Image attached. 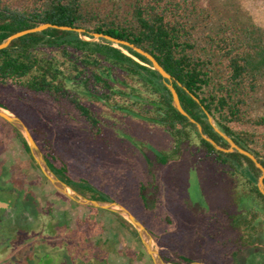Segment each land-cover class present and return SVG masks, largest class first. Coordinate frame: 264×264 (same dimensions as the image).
<instances>
[{
  "label": "trees",
  "instance_id": "1",
  "mask_svg": "<svg viewBox=\"0 0 264 264\" xmlns=\"http://www.w3.org/2000/svg\"><path fill=\"white\" fill-rule=\"evenodd\" d=\"M42 22L85 30L80 34L49 27L14 39L0 49V83L5 86L13 82L27 91L48 95L63 112L85 121L95 137L102 133L106 121V114L98 112L95 103L165 128L173 145L155 150L153 160L147 157L150 173L155 176L156 166L161 169L189 147L196 145L205 151L234 181L231 199L238 211L229 212L228 219L237 232L233 240L236 248L230 253L232 258L223 264H264L260 257L264 250L258 248L264 247V194L258 187L262 170L237 149H218L202 136L197 125L201 124L203 133L222 148L231 147L210 123L208 112L223 131L252 151L264 166V27L230 1L0 0V42ZM93 32L128 40L150 52L173 76L181 104L190 117L173 106L172 93L166 85L169 80L153 69L146 56L105 38L91 40ZM256 110L260 111L258 115L253 114ZM11 126L39 169L27 141ZM37 133L33 135L48 164L61 179L89 198L118 201L88 181L73 185L68 164L55 153L44 131ZM151 189L153 193L159 191L156 179L142 183L139 189L146 213L151 208ZM110 213L118 220L119 229L129 231L141 244L132 224ZM119 229L113 228L116 237L109 241H118ZM149 231L169 248L162 230L156 235ZM142 252L148 255L143 246ZM171 252L161 253L170 264L193 261L179 251ZM27 261L33 264L29 257ZM103 262L107 263V259Z\"/></svg>",
  "mask_w": 264,
  "mask_h": 264
},
{
  "label": "rangeland",
  "instance_id": "2",
  "mask_svg": "<svg viewBox=\"0 0 264 264\" xmlns=\"http://www.w3.org/2000/svg\"><path fill=\"white\" fill-rule=\"evenodd\" d=\"M209 1L203 0V3ZM211 1L234 2L255 24L264 27V0ZM0 103L17 114L36 136L37 130L44 131L55 153L68 164L73 185L85 180L105 195L113 196L155 235L162 230L171 251L210 264H223L232 258L230 253L236 248L233 240L237 232L230 227L228 214L238 211L231 199L234 181L207 157L205 151L198 150L196 145L189 147L182 156L161 169L156 166L155 176L150 173L147 157L153 160L155 150L169 149L174 142L166 129L157 124L113 112L95 103L94 108L106 114L103 131L95 137L85 121L63 112L53 98L27 91L13 82L5 86L0 83ZM259 112L256 110L253 114ZM2 152L11 158L20 153L29 156L18 133L0 117ZM154 179L159 191L149 190L151 208L146 213L139 189L142 183L149 184ZM43 181L49 190L56 192L52 184ZM63 199L69 207L68 222L72 229H78L64 236L65 248L70 253L68 264H153L150 256L143 254V244L129 231L119 229L113 214ZM115 227L121 231V236L113 243L109 239L116 237L112 231ZM262 235L264 240V230ZM156 240L161 253L172 254L160 238ZM32 247L35 246L28 240L21 247L10 249L0 257V264H26L25 255ZM258 248L264 250L262 246ZM260 254L264 258L263 253ZM12 257L15 259L10 260ZM104 258L107 263L103 262ZM42 260L36 264H56L51 254Z\"/></svg>",
  "mask_w": 264,
  "mask_h": 264
},
{
  "label": "flooded vegetation",
  "instance_id": "3",
  "mask_svg": "<svg viewBox=\"0 0 264 264\" xmlns=\"http://www.w3.org/2000/svg\"><path fill=\"white\" fill-rule=\"evenodd\" d=\"M36 169L29 156L20 153L11 158L0 153V257L30 240L35 247L25 255L26 264L28 257L36 264L47 254L56 264H68L70 253L64 236L78 229H72L68 222L69 207L63 197L57 189L55 192L45 186L44 175Z\"/></svg>",
  "mask_w": 264,
  "mask_h": 264
},
{
  "label": "water",
  "instance_id": "4",
  "mask_svg": "<svg viewBox=\"0 0 264 264\" xmlns=\"http://www.w3.org/2000/svg\"><path fill=\"white\" fill-rule=\"evenodd\" d=\"M49 27L65 29V30H76L80 34H82L85 30L84 28H75V27L67 26V25H58V24H53V23H48V22H42L34 27L27 28L21 31H17L11 34L7 38H5L2 42H0V49L8 47L14 39L20 36H23L28 33L43 31L44 29H47ZM92 34H93V38L91 40H98L100 38H105L109 41L116 43L117 45H127L133 48L135 51L146 56L151 61L153 69L158 71L164 78L169 80L168 82H166V85L172 93L173 106H175L183 115L190 117L188 112L183 108L181 104L178 92L173 84V81H174L173 76L165 70V68L158 62V60L150 52L146 51L145 49L135 45L134 43L128 40L120 39L113 35H109V34L101 33V32H93ZM82 38L89 39L83 35H82ZM193 97L197 101H199V99L196 96H193ZM207 115L214 129L218 133H220L229 142L231 147L222 148L221 146H219L211 137L203 133L202 126L201 124L198 123L197 125H198L199 131L202 134V136L205 139H207L209 142H211L213 145H215L218 149H222L224 151H233L234 149H237L241 153L249 156L256 163V165L262 170V174L260 175L259 180H258V187H259V190L264 194V166L258 161L257 157L252 151L237 144L231 136H229L225 131H223L220 128V126L217 124V122L215 121L212 115H210L208 112H207ZM0 117L4 118L7 122L13 125L21 133V135L25 138V140L28 143L30 152L34 160L38 164L40 170L42 171L43 175L49 180V182L55 187V189H57V191L66 195L71 200L75 201L76 203L86 205L89 207H95V208H101L104 210H108L110 212H113L123 217L129 223H131L132 226L137 231L139 238L141 240V243L143 244L147 254L150 256L153 264H170L163 258L161 254L160 246L157 240L155 239V237L153 236V234L144 225V223H142L140 219L136 215L133 214V212L130 209H128L124 204L118 201L89 198L83 193H81L80 191L73 188L71 185H69L67 182L61 179L58 176V174H56L54 170L50 167V165L48 164L45 158L44 153L42 152L40 146L38 145L36 139L34 138L30 128L17 114L7 109L6 107L0 105ZM191 120L195 122V119L191 118ZM185 264H208V263L204 261L193 260Z\"/></svg>",
  "mask_w": 264,
  "mask_h": 264
}]
</instances>
